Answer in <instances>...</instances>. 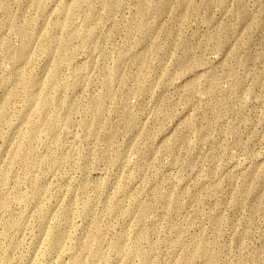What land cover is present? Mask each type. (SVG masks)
Wrapping results in <instances>:
<instances>
[{"label": "rangeland", "instance_id": "1", "mask_svg": "<svg viewBox=\"0 0 264 264\" xmlns=\"http://www.w3.org/2000/svg\"><path fill=\"white\" fill-rule=\"evenodd\" d=\"M0 264H264V0H0Z\"/></svg>", "mask_w": 264, "mask_h": 264}, {"label": "bare ground", "instance_id": "2", "mask_svg": "<svg viewBox=\"0 0 264 264\" xmlns=\"http://www.w3.org/2000/svg\"><path fill=\"white\" fill-rule=\"evenodd\" d=\"M26 43V42H25ZM64 44H66V43H64ZM26 45V44H25ZM20 52V51H19ZM22 52H23V50H21V52H20V54H22ZM25 52H26V50H25ZM24 52V53H25ZM97 107H100L99 105H97Z\"/></svg>", "mask_w": 264, "mask_h": 264}]
</instances>
